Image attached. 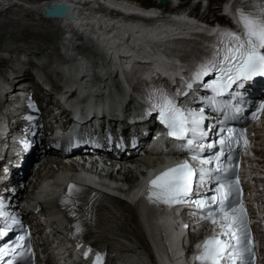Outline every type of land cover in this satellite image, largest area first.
Masks as SVG:
<instances>
[{
    "label": "snow or ice",
    "instance_id": "snow-or-ice-1",
    "mask_svg": "<svg viewBox=\"0 0 264 264\" xmlns=\"http://www.w3.org/2000/svg\"><path fill=\"white\" fill-rule=\"evenodd\" d=\"M60 11V8L52 9L53 13ZM235 14L241 32L217 33V49L194 64L192 78L185 82L189 91L197 85L210 91L203 100L215 112H230L231 108L220 98L236 89H245L256 77H264V0H257V6L250 10L237 8ZM210 75L215 78L204 82V77ZM188 94L183 93L184 96ZM145 99L148 104L145 116L155 114L167 136L177 142V150L187 152L193 162L185 160L167 167L150 179L146 199L151 204L172 209L176 206L194 208V214L200 213L202 220L218 226L219 231L203 241L196 257L198 264H255L248 214L234 164L239 150L248 143L245 128L217 127L215 123L205 127V108L182 106L164 88L150 91ZM261 110H264V100L256 106L250 119L257 118ZM236 111H240L239 107ZM213 134L215 139H212ZM205 152L212 154L202 155ZM79 191L78 186L70 184L67 196L72 200ZM0 218L11 220L0 230V239H3L11 226L19 221L15 217L9 218L3 210H0ZM28 247L26 235L19 234L15 241L0 246V261L15 264L17 259L24 257L20 250ZM89 251L84 252L86 258ZM92 264H103L100 253H96Z\"/></svg>",
    "mask_w": 264,
    "mask_h": 264
},
{
    "label": "bare ground",
    "instance_id": "bare-ground-1",
    "mask_svg": "<svg viewBox=\"0 0 264 264\" xmlns=\"http://www.w3.org/2000/svg\"><path fill=\"white\" fill-rule=\"evenodd\" d=\"M15 1H17L18 3L22 2L25 4V6H28L29 8H26L25 6L20 5L18 3H15ZM211 1L212 2L215 1V6H211L213 5V3H210V6L208 7L210 8L208 9V15L205 17L203 16V20H206L207 23L212 22V20L221 22L220 15H218L220 8L216 9L217 8L216 4L218 3L222 4L224 0H211ZM55 2L56 3L67 2L70 6L69 10L73 12V15L75 16V18L73 20H69L68 18L52 19V20L46 19L44 17L45 8L49 7L51 3H55ZM228 5L229 4L227 3L226 6ZM6 6H9L11 8L13 7L12 11L15 9L17 10L21 9L25 11L31 10L34 12L36 11V13H39L43 19L50 20L51 22L56 23L55 25H57L59 29H62L61 31L66 30L62 32L61 34L66 33V34L73 36L74 34L76 35L78 32H81V34L83 33L86 35L85 38L88 40H90L89 38L92 37L93 41L91 40L90 41L93 43V45L103 50L106 55H109V53H111V63H112V60H115L116 61L115 66H116L118 62V67L120 70H121V67L119 66L120 62L121 64H123L122 67H125V65H127V67L131 68L135 66L133 60L140 61L141 59L142 60L145 59L147 60V62L150 61L153 64L149 62L150 64L147 63L144 65L145 69H144L143 75L145 74V76H149L152 74L155 75L157 72H163V71H156V69L162 68L161 65H162L163 60L155 52L156 50H154L153 48H151L153 52L149 51L148 48L145 47V45L147 44L142 43L143 40H148L150 43L155 42L154 45H156V40H161V39L165 40V39H169L171 37H176V36H189V35H192V33L197 30H203L202 27L197 26V24H195L192 19L187 18V16L182 12H177V11L172 12L174 9L168 11L174 15L173 16L174 19H177L175 21L168 20V16L169 18L171 17L168 14H167L168 15L167 17L163 15L161 19L158 16L160 14V11H162L161 9H159L160 7L156 5H152L151 7L153 8L150 10H147L149 6L146 8H143L139 5V3H137L134 0H19V1L18 0H0V8H1L0 16L3 15L4 12H7L8 7L6 8ZM96 6L97 8L94 9V7ZM164 12H166V9L164 10ZM110 14L114 16L111 15L112 16L111 17ZM99 24H100V27H99ZM139 25L141 26V30L136 31L135 29H131L133 26H135L136 28V26H139ZM70 29H72L71 31L75 32L73 33V35L71 34L72 32H68L70 31ZM146 42L147 41H145V43ZM57 43H56V46H57ZM71 43L75 44L74 39L72 41H68V39H66V45H69ZM111 44H114V46H112ZM3 53H7L10 56L12 67L19 66L23 68V65H25L23 58L21 57L22 55L21 53L18 52L19 54H17V52L11 53V52H5V51H3ZM13 54L15 55V58H16L15 60L17 61V63L16 62L14 63ZM65 54H67V52H65ZM119 54L121 56L127 57L125 59L126 61L130 63H127L121 60ZM75 61H76L75 64H76L77 69L74 67L75 66L73 65L74 61L72 60L66 62L65 68L69 66L68 69L71 68V69H75V71L82 72L83 68L81 71H79V68H81L79 64L83 66V63H80L81 59L75 60ZM6 63L8 62L5 60H0V68L4 67L2 65ZM28 65H30V63ZM149 65L153 67L150 68ZM77 66H79V68ZM81 74L82 73L78 74V76H74L73 78L74 80L71 81L73 85L80 86L84 84L85 81L80 82L77 79ZM10 84L11 82L8 81V85ZM4 87L6 88L7 86L4 85ZM4 97H7V95L4 94ZM163 156H166V154H163ZM141 158H143L142 161H144L143 162L144 168H149L151 165L150 163L153 162V160L155 159L153 156H146V157L143 156ZM128 160L129 162H131L130 159ZM52 163H53L52 165H55V166H60V165L65 166L63 164V158H58L56 161ZM118 170H117V173H118ZM153 171L155 170H151V171L147 170L148 174L145 173L142 177H140L141 182L138 183L135 186L134 190L130 192L129 200L132 203L136 204L142 200V196L145 190V181L152 175ZM41 172L42 170L38 173V177L40 178L39 180L43 179ZM80 174H83V173H80ZM146 174H147V178H144ZM83 175L90 176L89 174L88 175L83 174ZM77 176L80 177L79 175H75L73 177H77ZM122 177H123V180L125 181H131L133 179V176L127 173L126 174L124 173ZM55 179L61 180L63 179V177H56ZM108 188L110 190H114V188H111V187H108ZM41 193L44 194L43 196H46L47 199L50 198L47 196L49 194V191H43ZM116 203L119 205H122L126 210L133 209L131 206H128L126 204H123L120 202H116ZM32 219H35V217H32ZM166 219L169 220L168 225L170 223L172 224L170 225V228L172 229V231L170 230L168 226L170 230L169 234L171 237V247H172V243L175 242V240H173L172 238V232L175 233L176 230L173 229L172 219L170 217H166ZM125 226L126 228H129L131 232L133 231L138 232L141 227V222L140 220H138L137 222L133 221L132 223H127ZM95 236L96 234L94 232L93 237ZM100 244H101V240H99V242L96 245L100 246ZM172 254H173V257L176 259L178 255V251L172 250ZM138 259L142 260L143 257L140 255L138 256ZM159 260H160V264H170L165 259L162 260L159 258ZM140 264H145V263L140 262Z\"/></svg>",
    "mask_w": 264,
    "mask_h": 264
},
{
    "label": "rangeland",
    "instance_id": "rangeland-1",
    "mask_svg": "<svg viewBox=\"0 0 264 264\" xmlns=\"http://www.w3.org/2000/svg\"><path fill=\"white\" fill-rule=\"evenodd\" d=\"M138 1L142 3L150 2V0ZM210 3H213L211 6H215V1L212 2L211 0H202V3H200V7L202 8L200 14L202 16L205 17L208 15V9H210L208 7L210 6ZM216 5V9H219L220 4L218 3ZM7 7V12H4L3 15L0 16V49H6L4 50L5 52H17V54L21 53L23 61L27 64L30 63V65L26 66L31 68L32 66L36 67L38 65L37 68L42 70L43 75L48 81L55 82L65 79L64 77L62 78L60 68H62V66L64 67L67 61H71L68 59L69 55L67 56L65 52L70 54L72 60L74 59L75 61L77 60L75 59L77 57H84L82 48H79L78 46L74 47L73 43L66 45V39H63L60 34L62 33V29H59L58 26L55 25L56 23L43 19L39 13H36V11H25L21 9H15L12 11L13 7L11 8L6 6V8ZM111 15L112 14H110V16ZM208 23L210 26H214L213 22ZM71 30L72 29L68 32H72L71 34L73 35L75 32ZM73 36L77 37L75 34ZM63 41H65V45L62 43ZM75 41L80 43L78 38L75 39ZM85 41H87V43L89 42L93 46V49L97 50L96 46L93 45L90 40L87 39ZM59 42L64 50L63 54L57 49L56 43L58 45ZM2 66H5V64ZM90 78L96 80L94 75H91ZM82 159L83 157L77 156L65 158L63 159V164L65 166L48 164L45 167L46 169L44 168L42 171L41 175L46 178L51 177L55 179L56 177L68 176L74 171L83 174H93V171H90L89 168L95 165L92 163H86V165H83ZM142 159L143 158L138 157L130 160L131 162H129V160L120 162L117 163L115 167L113 165H109L108 163L97 164L96 167L98 168V172L94 173V175L99 178H103L111 173V176L115 178V182L118 183L119 186L128 187L130 184H133L136 177L142 174L144 169V161H142ZM124 173L131 174L133 179L131 181L123 180L122 175Z\"/></svg>",
    "mask_w": 264,
    "mask_h": 264
},
{
    "label": "water",
    "instance_id": "water-1",
    "mask_svg": "<svg viewBox=\"0 0 264 264\" xmlns=\"http://www.w3.org/2000/svg\"><path fill=\"white\" fill-rule=\"evenodd\" d=\"M53 8H60L61 11L58 13H53L52 12ZM67 11H68V6L64 5V4H60L57 6H51L50 8H46L45 9V15H46V17H57V18L62 19L66 15ZM99 27H100V24H99ZM131 29H135L136 31H139V30H141V26L140 25L136 26V28H135V26H133ZM111 45L114 46V44H111ZM70 73H74V71L72 70ZM180 236H181V234H179V232L172 233V237H173V240H175V242Z\"/></svg>",
    "mask_w": 264,
    "mask_h": 264
}]
</instances>
